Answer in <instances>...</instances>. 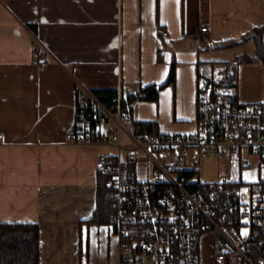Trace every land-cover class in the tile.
<instances>
[{"label":"crops","instance_id":"obj_1","mask_svg":"<svg viewBox=\"0 0 264 264\" xmlns=\"http://www.w3.org/2000/svg\"><path fill=\"white\" fill-rule=\"evenodd\" d=\"M263 24L264 0H0V223L38 225L40 264H120L108 222H87L96 206L97 154L115 151L66 139L77 100L118 89L134 96L164 84L173 64L174 83L156 101H134L131 118L156 123L158 134H192L200 65L249 56L238 66L233 98L264 103V63L242 40ZM228 40L237 46L216 48ZM223 50L229 55L214 53ZM237 169L236 180H220L260 179L243 181ZM219 240L214 230L201 234L198 264H220ZM226 264L243 260L232 255Z\"/></svg>","mask_w":264,"mask_h":264},{"label":"built area","instance_id":"obj_2","mask_svg":"<svg viewBox=\"0 0 264 264\" xmlns=\"http://www.w3.org/2000/svg\"><path fill=\"white\" fill-rule=\"evenodd\" d=\"M209 30L199 28L202 34ZM37 56L46 59L44 52ZM229 75L226 63L199 66L192 134L130 135L121 108L133 94L122 89L109 106L91 95V120L78 113L66 139L115 151L97 154V164L110 177L113 213L108 226L120 241V264H198L199 237L208 230L220 236L216 261L226 264L237 255L251 264L244 251L262 224L259 194L250 183L202 182L197 169L201 159H214L241 170L254 158L263 170L254 183L264 185V103L234 100ZM235 210L239 225L227 229L219 212Z\"/></svg>","mask_w":264,"mask_h":264},{"label":"trees","instance_id":"obj_3","mask_svg":"<svg viewBox=\"0 0 264 264\" xmlns=\"http://www.w3.org/2000/svg\"><path fill=\"white\" fill-rule=\"evenodd\" d=\"M242 40L250 42L253 46V54L260 61L264 63V24L260 27H255L248 33L242 36ZM236 40H228L216 46L217 49H229L237 46ZM250 57L241 55L234 58L227 64L229 70V80H234L233 86L236 88L237 79L236 74L240 64L249 63ZM216 64H221L217 63ZM175 66L172 64L169 76L166 82L158 87L150 86L140 90L133 96L131 102H126L122 105L123 121L128 123L133 135L137 139H141L147 135H158V126L153 122L134 121L131 118V105L136 100H151L156 101L158 97V90L174 83L175 80ZM234 88V90H235ZM116 91L104 90L94 92L93 95L97 100L109 106L112 99L115 97ZM82 113L84 118L91 120L92 103L85 95L77 100L76 116ZM133 170V167H130ZM190 178L191 173L185 174ZM109 175L99 169L97 172V192H96V206L90 219L87 220L91 224L107 223L113 213L112 207V189L109 186ZM207 183V182H205ZM204 183V185H205ZM253 192L258 193L260 202L264 201V185L259 188L255 183H250ZM195 189V188H193ZM192 189V190H193ZM223 217V226L227 229L230 227H238V213L237 210L233 213L219 212ZM262 213V209H261ZM262 217V216H261ZM244 254L251 264H264V224L257 226V232L254 239L249 241L247 249ZM0 264H40V235L37 224L31 223H0Z\"/></svg>","mask_w":264,"mask_h":264},{"label":"rangeland","instance_id":"obj_4","mask_svg":"<svg viewBox=\"0 0 264 264\" xmlns=\"http://www.w3.org/2000/svg\"><path fill=\"white\" fill-rule=\"evenodd\" d=\"M236 52L237 51H235L234 53ZM214 53L216 54L223 53V54L229 55V53L225 52L224 50L222 52H214ZM237 75H238V70L236 74V79H237ZM251 164H252L251 168L242 169L245 172L242 171L244 173L241 177V180L249 182V181H254L262 176L263 170L260 172L258 171L257 163L255 162V160H252ZM197 169H198L199 178L203 182L219 181L222 178H225L226 180H229V181H234L237 179V176L239 174L238 169L235 164L220 163L214 159H201L197 166ZM261 207H262V213H261L262 224H264V201Z\"/></svg>","mask_w":264,"mask_h":264}]
</instances>
